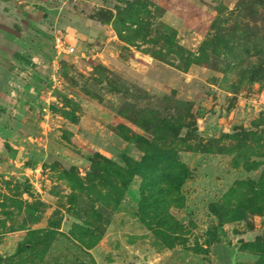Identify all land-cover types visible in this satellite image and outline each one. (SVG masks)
<instances>
[{
    "label": "rangeland",
    "instance_id": "rangeland-1",
    "mask_svg": "<svg viewBox=\"0 0 264 264\" xmlns=\"http://www.w3.org/2000/svg\"><path fill=\"white\" fill-rule=\"evenodd\" d=\"M44 4L0 0V264H264V0Z\"/></svg>",
    "mask_w": 264,
    "mask_h": 264
},
{
    "label": "crops",
    "instance_id": "crops-1",
    "mask_svg": "<svg viewBox=\"0 0 264 264\" xmlns=\"http://www.w3.org/2000/svg\"><path fill=\"white\" fill-rule=\"evenodd\" d=\"M32 1L34 3H36V5H38V7L43 6L44 9L49 11L50 22L55 21V19L53 18V16H55L54 12H52V13L50 12L51 8H49V7L45 8L44 7V5H46V4H44V3H46V0H32ZM74 1H76V5L79 7V9L90 11V10L96 9V8H98V9L104 8L103 1H106V0H74ZM60 21H61V19L59 20V22H56V24L62 28L64 27L63 31H65V33L67 34V36L69 38L68 40L70 43H74V44H78V43L81 44L83 42L89 43V42H92L94 39H96L95 37H98V38L104 37V30H103L104 26H102L99 21H96L93 19H83V20H80L82 22H80V21L79 22H69V21L65 20L66 23L64 22V24L61 23ZM69 23L72 26H68ZM34 83H35V80H33V84ZM33 84H32V86H33ZM20 92H21V95H25L29 99H34V97H35L34 90L31 89V86H30V88L28 86H25V89L21 88ZM14 93H15L14 90L11 91L12 96H15ZM25 104H26V102L24 101L22 103V106H25ZM2 138H4V135L2 132H0V146H1L2 142L7 143L4 139L1 140Z\"/></svg>",
    "mask_w": 264,
    "mask_h": 264
},
{
    "label": "built area",
    "instance_id": "built-area-1",
    "mask_svg": "<svg viewBox=\"0 0 264 264\" xmlns=\"http://www.w3.org/2000/svg\"><path fill=\"white\" fill-rule=\"evenodd\" d=\"M52 49L56 54L70 55L73 48L68 46L64 38L58 34L52 36Z\"/></svg>",
    "mask_w": 264,
    "mask_h": 264
},
{
    "label": "trees",
    "instance_id": "trees-1",
    "mask_svg": "<svg viewBox=\"0 0 264 264\" xmlns=\"http://www.w3.org/2000/svg\"><path fill=\"white\" fill-rule=\"evenodd\" d=\"M90 19H93V20L99 21L98 18H96V17H94V16H91ZM262 65H264V64H262ZM260 73H261V74H260L259 77H260V78H263V77H264V67H263L262 69L260 68ZM95 156H96V157H100V156H98V154H95Z\"/></svg>",
    "mask_w": 264,
    "mask_h": 264
},
{
    "label": "water",
    "instance_id": "water-1",
    "mask_svg": "<svg viewBox=\"0 0 264 264\" xmlns=\"http://www.w3.org/2000/svg\"><path fill=\"white\" fill-rule=\"evenodd\" d=\"M236 242L237 243H244L245 239L244 238H237Z\"/></svg>",
    "mask_w": 264,
    "mask_h": 264
}]
</instances>
